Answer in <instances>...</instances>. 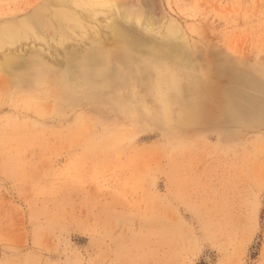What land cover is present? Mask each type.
<instances>
[{"label": "rangeland", "instance_id": "rangeland-1", "mask_svg": "<svg viewBox=\"0 0 264 264\" xmlns=\"http://www.w3.org/2000/svg\"><path fill=\"white\" fill-rule=\"evenodd\" d=\"M52 1L0 0V264H264V0ZM152 46L201 118L124 85Z\"/></svg>", "mask_w": 264, "mask_h": 264}, {"label": "bare ground", "instance_id": "bare-ground-1", "mask_svg": "<svg viewBox=\"0 0 264 264\" xmlns=\"http://www.w3.org/2000/svg\"><path fill=\"white\" fill-rule=\"evenodd\" d=\"M53 1H59V0H53ZM52 1V2H53ZM67 10V9H66ZM69 13V12H68ZM71 14H75V13H71ZM34 16V15H33ZM65 16H68L67 17V19L69 18H71V19H73L74 21H79V19L81 18H78L79 16H78V14L76 13V15H70V14H66V13H64V12H62V11H60V10H56V13L54 14V17H53V19L56 21V22H58V20H61V19H64V17ZM44 19H46V18H44ZM81 20V19H80ZM43 22H45V21H43ZM80 22V21H79ZM81 23V22H80ZM138 23H139V21H138ZM73 25V24H72ZM71 25V26H72ZM115 25V24H114ZM145 25V24H144ZM71 26H69V27H71ZM113 26V25H112ZM143 26V25H142ZM147 26H148V24H147ZM27 27H29V25H27ZM66 27V26H65ZM145 29L147 28V27H145V26H143ZM67 28H68V26H67ZM113 28V27H112ZM69 29V28H68ZM120 29V28H119ZM47 30H48V28H47ZM52 30H54V26H52ZM113 30V29H112ZM111 30V31H112ZM118 30V29H117ZM119 31V30H118ZM118 31H116V32H118ZM50 33L52 32L51 30L49 31ZM113 32H115V31H113ZM116 32L114 33V34H116ZM122 32H121V30H120V32H119V34H117V35H115V36H117V37H115V38H113L112 40H113V45H110V48H109V50L111 49V51H116L117 50V48H120V46H126V45H128L129 46V42L127 43V42H124L123 44L122 43H120V42H122V41H120L123 37H124V35H123V37H118V35H122L121 34ZM52 34V33H51ZM50 34V35H51ZM59 34V33H58ZM48 35H49V33H48ZM110 35V34H109ZM52 36V35H51ZM60 36V35H59ZM63 37V36H62ZM62 37H60L61 38V40H63V39H65L64 37L62 38ZM95 37V36H94ZM166 37V36H165ZM96 38V37H95ZM56 41H58V40H56ZM98 41V40H97ZM96 41V42H97ZM100 41V40H99ZM59 43H60V41H58ZM148 42V41H147ZM51 43V42H50ZM108 43V42H107ZM92 44H94V43H92ZM102 45H104V44H102L101 43V45H97V46H102ZM94 47H96V46H94ZM103 47V46H102ZM105 47V46H104ZM182 47V46H181ZM127 48V47H126ZM169 48H172V47H169ZM183 48H185V47H183ZM183 48H182V51L181 52H183L184 51V53H185V51H186V49H184L183 50ZM124 49H125V47H124ZM206 49V48H205ZM26 50V49H25ZM159 50H160V48H159ZM158 50V48H155V47H151L150 49H148V50H146V52H145V54L144 55H141V56H139V57H141L140 59H144V58H149V59H151L152 61H157V60H161L160 61V63L161 64H159L158 63V65L157 66H155V65H153L151 68H150V70H149V72H148V75L147 76H151L152 77V79L151 80H147V81H145L144 79H146L145 77V75H143V74H141V73H133L131 76H129L128 77V81H127V83L125 82V84L124 85H127L128 87H131V88H133V91L136 93V94H138V95H140L139 93H141L143 90H146V94H144V93H141V96H143V98H144V100L148 103V104H156L157 106H155V107H160V108H162V110H163V112H164V114H165V117H168V115H170V109L172 110V109H176L177 108V112L178 113H180V116L181 115H185V108L187 109V111L189 112V114L190 115H195L196 113H198V118H199V116H200V114H199V108H198V106H197V104L200 102V98H203V96H202V94H201V91L202 92H205L204 90V88H206V85H205V82H202L200 79H199V77H201V75L199 74L200 72L198 71V72H195V74H194V72L192 73L193 74V76H197L196 75V73L197 74H199L198 76V78L197 79H199V81L195 78V77H193L192 76V74H190L189 72H187V71H185L186 69H184V70H181V68L179 67V68H175V67H177V65H175L174 63V65L175 66H173V64H172V61H170L169 60V56L171 55V54H168L166 51H164L165 52V54L167 53L169 56L167 57V59H168V63H170L171 65H169L167 62H165L166 60H164L163 59V57H165L164 55L165 54H163L162 55V53H161V51H159ZM207 50V49H206ZM27 51V50H26ZM53 51V50H52ZM96 51H97V49H96ZM121 51V50H120ZM178 51V50H177ZM29 52V51H28ZM73 52H75L76 53V51H73ZM99 52H101V50L99 51ZM102 52H105V51H102ZM163 52V51H162ZM163 52V53H164ZM174 52V51H173ZM197 52V51H196ZM34 53V52H33ZM36 53V52H35ZM78 53V52H77ZM76 53V54H77ZM175 53V52H174ZM187 53V52H186ZM194 53V52H193ZM205 53V52H204ZM37 54H39V53H37ZM71 54V53H70ZM70 54H69V56H70ZM76 54H74V56L76 55ZM104 54V53H103ZM106 54H108V52H106ZM166 54V55H167ZM182 54V53H181ZM188 54V53H187ZM7 55V54H6ZM78 55V54H77ZM77 55L75 56V58L77 57ZM79 55H81V54H79ZM78 55V56H79ZM174 55H176V54H174ZM194 55V54H193ZM16 56V55H15ZM68 56V57H69ZM110 56V55H109ZM132 56H135L134 54L132 55H130L129 56V59L130 60H133L134 59V57H132ZM173 56V55H172ZM187 56V55H186ZM198 56V55H197ZM197 56H195V57H197ZM11 57V56H10ZM80 57V56H79ZM90 57V56H89ZM188 57V56H187ZM190 57V56H189ZM199 57V56H198ZM48 58V57H47ZM60 58H61V56H60ZM72 58H74V57H72ZM78 58V57H77ZM136 58V57H135ZM138 58V57H137ZM170 58H172V57H170ZM173 59V58H172ZM188 59V58H187ZM191 60H192V58H190ZM16 60V59H15ZM43 60V59H42ZM46 60V59H45ZM86 60V59H85ZM164 60V61H163ZM62 61V60H61ZM87 61V60H86ZM134 61V60H133ZM173 61H174V59H173ZM176 61V60H175ZM174 61V62H175ZM184 61H185V59H184ZM230 61H235V59L234 60H230ZM16 62V61H15ZM94 62L96 63V60H94ZM191 62V61H190ZM189 62V63H190ZM62 63V62H61ZM91 63V62H90ZM176 63V62H175ZM232 63V62H231ZM234 63V62H233ZM242 63H243V61H242ZM245 63V62H244ZM85 64H87V63H85ZM156 64H157V62H156ZM177 64V63H176ZM183 66H184V63H181ZM237 64L238 63H235V64H233V66H237ZM1 65V64H0ZM89 65V64H88ZM87 65V66H88ZM193 65V64H192ZM238 65H242V64H238ZM248 65V64H247ZM179 66V65H178ZM52 67V66H51ZM54 67V66H53ZM190 67H194V65L193 66H190ZM237 67H239V66H237ZM1 68V67H0ZM107 70H108V68L107 67H105ZM201 68H203V67H201ZM207 68H209V67H207ZM105 69V71H107ZM190 69V68H189ZM197 69H199V68H196V70ZM188 70V69H187ZM191 70V69H190ZM205 70H207V69H205ZM209 70V69H208ZM210 70H211V68H210ZM243 70H244V68H243ZM243 70L242 71H240L239 73H241V72H243ZM104 72V71H103ZM217 72V71H216ZM215 72V73H216ZM247 70L245 71V72H243L245 75H242V77L240 76V78H241V80L238 78V77H236V78H238V80H240V82L243 80V81H245L244 79H247L246 80V82L247 81H249L250 79L248 78V74H247ZM132 73V72H131ZM207 73H208V71H207ZM206 73V74H207ZM254 73L253 71H252V68H251V71H250V78L252 77V74ZM102 74H104V77L108 74L109 75V72L107 73V74H105V73H102ZM206 74H205V76L204 77H206ZM84 75H86V72H84L83 73V76ZM204 75V74H203ZM57 77H58V79L60 80L61 79V77L59 76V75H57ZM86 77V76H85ZM203 77V76H202ZM243 77H245L244 79H243ZM115 79V78H114ZM125 79H126V77H125ZM206 79V78H205ZM56 80H57V78H56ZM237 80V81H238ZM242 81V82H243ZM245 82V83H246ZM199 83H202V84H200L201 86L202 85H204V87H203V89H200V88H198V86H199ZM257 84V83H256ZM102 85H104V86H102V87H109L110 85H109V83L108 82H105V83H103ZM241 85V84H240ZM56 86V85H55ZM53 86V88H55L56 89V87H58V86ZM201 86H199V87H201ZM199 89V90H198ZM80 90L83 92L82 94H84L83 95V97L84 98H86L87 100H88V102L89 103H91V104H93V103H100L101 101H103V102H106L105 100H107L106 98L107 97H104L103 95V97L101 96V93H100V90H99V88H93V87H91V86H87V85H83V86H81L80 87ZM130 90V89H129ZM206 90H207V88H206ZM55 91V90H54ZM147 91H149L148 93H147ZM56 92V91H55ZM77 92V91H76ZM145 92V91H144ZM206 93V92H205ZM208 93V92H207ZM206 93V94H207ZM210 93V92H209ZM223 94V93H222ZM239 95V94H238ZM211 97H212V95H210ZM209 96V97H210ZM225 96H227L226 95V93H225ZM240 96V95H239ZM218 97V96H217ZM241 97V96H240ZM229 98V97H228ZM212 99H213V97H212ZM216 99H219V98H216ZM215 99V100H216ZM222 100V99H221ZM199 101V102H198ZM207 101V100H206ZM224 101V100H223ZM80 102V101H79ZM201 102H204V101H202L201 100ZM199 103V105L200 104H202V103ZM208 102V101H207ZM211 102V101H210ZM217 102V100L214 102L213 101V103H216ZM222 101H220V103H221ZM235 102H237V101H235ZM212 103V102H211ZM212 103V104H213ZM228 103H230V102H228ZM238 103V102H237ZM206 103H204L203 105L206 107V105H205ZM212 104H210V105H212ZM218 103H216V105H214L215 106V108L217 109V111H218V116H219V114L220 115H222L223 117L224 116H228V117H230V118H234L236 115H237V110H236V107H234L232 104L233 103H231V105H230V107H227V105H226V107H227V109H225L224 108V105L225 104H227V99L225 100V103H223L222 105L220 104V106L219 105H217ZM239 104V103H238ZM105 105V104H104ZM103 105V106H104ZM129 105V104H128ZM228 106H229V104H228ZM240 106V105H239ZM238 106V107H239ZM210 108H212L211 106H209ZM202 108V107H201ZM214 108V107H213ZM206 110H208V107L207 108H205ZM240 109H241V107H240ZM120 110V109H119ZM161 110V109H160ZM159 110V111H160ZM209 111H211V110H209ZM216 111V110H215ZM226 111V112H225ZM202 112V110L200 111V113ZM215 113V112H214ZM212 114V116L213 115H215V114ZM175 114H177V113H175ZM202 114H204V112L202 113ZM201 114V115H202ZM206 114V113H205ZM247 114V113H246ZM210 115V114H209ZM238 115H240V114H238ZM237 115V118L238 117H243V115H245V114H243V115H241V116H238ZM172 116V115H171ZM186 116H188V117H186ZM234 116V117H233ZM246 116V115H245ZM160 117V116H159ZM185 117H186V119L187 118H190V116L189 115H185ZM194 117V116H193ZM204 117V116H203ZM158 118V117H157ZM162 118V117H161ZM173 118V117H172ZM197 118V117H196ZM200 118H201V116H200ZM219 118V117H218ZM159 119V118H158ZM195 119V118H194ZM163 121V120H162ZM164 122V121H163Z\"/></svg>", "mask_w": 264, "mask_h": 264}]
</instances>
